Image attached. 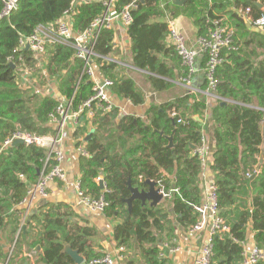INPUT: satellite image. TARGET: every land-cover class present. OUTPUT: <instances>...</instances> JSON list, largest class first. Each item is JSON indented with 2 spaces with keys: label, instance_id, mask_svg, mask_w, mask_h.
<instances>
[{
  "label": "trees",
  "instance_id": "1",
  "mask_svg": "<svg viewBox=\"0 0 264 264\" xmlns=\"http://www.w3.org/2000/svg\"><path fill=\"white\" fill-rule=\"evenodd\" d=\"M111 1V9L119 13L127 5L131 21L127 26L132 65L147 72V79L157 91L173 85V81L190 77L187 67L168 43L166 15L183 17L194 26L196 38L207 35V19H219L234 29L236 49L224 51L222 62L215 68V95L208 121L213 125L210 139L213 145L212 184L216 186L220 214L229 224V233L213 236L211 264H241L243 241L247 231L253 232L255 246L264 252V32L254 30L242 11L249 8L252 19L264 16V0H185L175 5L171 0H17L7 17H0V145L16 130L31 135L51 132L49 114L58 104L50 95L28 93L18 82L17 67L36 72V59L29 50H18L21 37L29 36L39 25L54 24L69 17L73 31L80 32L105 11L103 2ZM5 0H0V12ZM114 31L103 28L95 44L94 64L112 80L111 93L133 105L144 102V93L130 77L117 71V64L103 57L113 53ZM12 58V69L8 62ZM46 73L58 81L62 95L70 96L83 63L73 57V49L53 45L47 55ZM205 66V57L202 67ZM37 74V73H36ZM43 81L45 75L39 73ZM204 76V75H203ZM201 90L207 89L203 80ZM91 93V82L82 79L76 101ZM225 101L224 104H220ZM174 108L177 117L169 115ZM207 109L204 99L193 93L176 97L160 105H151L142 117L123 115L114 106L108 112L98 110L88 128L79 120L72 136L75 141L91 135L85 148L88 156H79V187L93 198L103 196L107 203L103 213L118 219L113 227L116 245L127 246L133 241L146 264H165L158 257L153 229L161 232L171 220L191 229L198 220L194 209L201 201V155L196 148L206 139L201 120ZM173 133V145L165 136ZM206 142V140H205ZM79 143V142H77ZM193 145V147H192ZM262 155V157H261ZM45 149L24 142L0 152V228L12 213L19 210L28 189L42 170ZM249 174L250 176H246ZM255 174L253 177L252 175ZM101 176L104 190L95 182ZM154 180L157 187L170 194L167 206H150L133 200L129 215L124 199L130 195L128 182L138 190H147L144 177ZM249 200V205L247 201ZM39 223L33 233L34 245L41 247L45 264H74L64 252L69 245L84 258L102 256L94 245L95 228L83 224L74 211L62 203L47 202L37 214H29L24 224ZM19 218L16 220V227ZM22 230V228H21ZM19 237L15 240L17 247ZM33 245V244H32ZM257 264H264V259Z\"/></svg>",
  "mask_w": 264,
  "mask_h": 264
},
{
  "label": "crops",
  "instance_id": "2",
  "mask_svg": "<svg viewBox=\"0 0 264 264\" xmlns=\"http://www.w3.org/2000/svg\"><path fill=\"white\" fill-rule=\"evenodd\" d=\"M177 22L181 28V32L185 37L186 43L190 47L196 49L197 38L195 36L194 26L189 22V20L183 17H178ZM112 29L114 31V40L113 53L110 56L115 61V63L120 66L117 67V71L120 74L133 79V81L141 88L144 93V102L139 105H133L130 101L126 99H120L117 96L113 95L111 93L110 87L109 95L113 103L119 107V117L129 114L143 118L145 112L151 105H160L164 102L171 101L176 97L184 96L189 93H193L196 97L204 99L207 109L205 110L202 118H200L196 114L186 115L187 117L194 120L202 119V123L204 125H208L203 129V133L206 138V153L203 157V168L200 175L202 189L200 203L203 202L205 194L207 192V188L212 183L214 177V172L211 169L213 145L210 139V131L212 130L213 125L210 121H208V113L210 107L213 106L216 99L219 98L216 97L215 93L213 95L208 93L207 90L200 89V85L205 79V77L203 76L202 67L203 56L201 54L198 55L196 60L197 69L190 75L189 82H184L183 78L180 80L177 77L173 81V85L170 88L157 91L153 88L150 81L147 79V76L143 77L141 75V70L135 69V67L131 63V43L129 35L127 33V26L122 21L115 19ZM258 30H263L261 32H264V27L258 28ZM47 55L48 53L46 54V57H39L35 62L37 70H40L41 73L45 75V82L47 84L45 86H40L38 85V83L36 86L37 92L31 93H37L40 96H53L59 103V101L66 97V95H62L60 93L58 88V81L54 78L52 80L49 79L46 73L45 65L47 63ZM94 66V78L96 80H101L102 76L104 75L99 71V68L96 64H94ZM125 67H128L129 69H126ZM130 69L133 71H131ZM16 71L19 74L17 69ZM144 73L147 75V72L144 71ZM26 78L19 77L18 75V82L23 90L27 89V92H29L28 89L33 86H24ZM84 78L88 79V81L91 82L92 87V80H90V78H88L87 76L82 77V79ZM76 81L77 79L75 80V83ZM52 84L54 86H52ZM78 102L75 99V105ZM82 118L88 121L87 126L89 128L91 126V120L93 119V117H81L80 119ZM47 125L51 128V132L48 134H54L56 132V126L49 122V118ZM75 128L76 127L72 128L69 131V135L65 139H62L56 146L57 150L63 152L64 154V160L61 162L60 167L65 173V179L62 181L50 182L47 186L48 194L46 197L41 196L37 191L30 194H28L27 191V194L24 198L25 200H23L24 202L22 201L24 205L21 204L22 202L18 204L16 206V209L19 211L9 215L6 219L5 225L0 228V264H45L40 257L41 247L39 245H34V241L36 240V238L34 237L33 233L38 230L39 223L33 221V225L27 226V224H24V221L29 216V214H37V212L41 210L47 202L62 203L70 207L80 219L81 223L95 228L96 234L93 239L95 243L94 245L97 247V249H100L103 254H110L114 259V264H146L144 262V258L140 249L133 241H131V243L125 247L119 246L123 247L122 250H119V247L116 245V241L113 236V227L118 219H113L111 217L109 218L106 217L103 212L91 210L82 203L80 197L78 196L77 189L75 187V183H78L79 185L80 176L78 158L79 156H84L80 153L78 148L85 147V138L89 133L91 135V131L87 132L84 138H80L79 141H75L72 136ZM97 177H100V180H102L101 176L98 175ZM96 178L95 182L99 185V183L102 181L99 182V180H97ZM31 187L28 190H30ZM100 189L104 190V185L103 188ZM168 200L169 199H162L155 206L166 207L168 204ZM146 203L149 204V202ZM247 205H249V200L247 201ZM26 209L27 214L25 215ZM18 218L19 223L16 227V220H18ZM208 222L209 220H207L205 225L199 230H194L192 228L185 229L179 226L172 217V232H168V223L161 232L153 229V234L155 236L154 245L159 250L158 257L164 259L165 264H197L199 252L208 235ZM17 237H19V242L17 247H15V240ZM13 243V250L9 253L10 246ZM254 245L255 243L253 240V232L249 228L247 231L246 239L243 241L244 251L247 252ZM78 254L81 255L79 252ZM82 264H84V258Z\"/></svg>",
  "mask_w": 264,
  "mask_h": 264
},
{
  "label": "built area",
  "instance_id": "3",
  "mask_svg": "<svg viewBox=\"0 0 264 264\" xmlns=\"http://www.w3.org/2000/svg\"><path fill=\"white\" fill-rule=\"evenodd\" d=\"M16 3L17 0H5V6L0 12V17H7L16 7ZM103 3L105 4L103 14L95 18L86 29L80 32L73 31L71 21L67 16L57 20L54 24L39 25L29 36L21 37L19 40L18 50L25 49V46L28 45L26 50L30 51L34 59L46 57V54L53 45H63L71 47L73 49V57L81 60L83 63L72 94L61 99L49 114V122L56 126V132L54 134L31 135L27 132L16 130L3 139L1 143L0 152L12 146L15 140H21L26 144H33L45 149L42 170L36 183L28 190V194L37 191L41 196L46 197L48 194L47 186L50 182L65 179V173L60 167L61 162L64 160V154L57 150L56 146L62 139H65L69 135V131L72 128L76 127L80 118L94 117L98 110L102 113L108 112L115 106L109 95L112 80L106 76H102L101 80L94 78V58L98 56L95 52V44L103 28H113L115 19L122 21L128 26L131 21L129 9L134 5H127L122 11L115 13L111 9V1H105ZM242 14L250 26L256 28L264 27V16L252 19L248 7L242 11ZM165 19L168 23V43L177 51L182 63L187 67L189 74H192L197 69L196 60L198 55L201 54L205 57L203 75L207 81L206 90L208 93L214 95L217 81L214 71L222 62V53L237 48L234 44V29L224 25L219 19H207L210 24L207 35L196 39L197 48L194 49L186 43L177 19L169 15H166ZM103 59L106 62L113 61L115 63L109 56L103 57ZM9 62H12V58H10ZM83 76H87L92 80L91 93L75 105L77 87ZM183 81L189 82V76L183 78ZM168 113L173 118L178 116V112L174 108ZM177 122H182V119L177 117ZM78 150L82 155L88 156L85 147H79ZM196 152L201 155V161H204L203 157L206 153V144L203 137L201 138V143L196 148ZM246 176L248 177L250 175L246 174ZM96 179L99 182L101 181L100 177ZM75 187L78 196L85 206L91 210L103 212L107 203L102 195L98 198H93L83 193L78 183H75ZM160 192L163 194L164 200L170 198L169 193L164 192L162 189H160ZM23 202L21 204L24 205ZM193 207L198 214V220L192 229H201L206 221L209 220L208 235L199 252L197 264H211L214 234L229 233L230 230L229 224L219 211L216 186L211 183L207 188L203 202ZM27 209L25 215L27 214ZM13 247L14 243L10 246L9 253L13 250ZM122 249L123 247H119V250ZM263 259V250L254 245L247 252L243 250L241 264H257ZM85 264H114V259L110 254H103L100 257L90 259Z\"/></svg>",
  "mask_w": 264,
  "mask_h": 264
},
{
  "label": "water",
  "instance_id": "4",
  "mask_svg": "<svg viewBox=\"0 0 264 264\" xmlns=\"http://www.w3.org/2000/svg\"><path fill=\"white\" fill-rule=\"evenodd\" d=\"M171 2L175 5L181 6L185 0H171ZM254 30L259 31L258 28H254ZM263 30H260V32ZM28 45L25 46V49H27ZM8 65L14 69L15 65L12 62H8ZM225 101H221L220 104H224ZM263 112V120H264V108L261 109ZM173 133L168 136H165L168 140V146L173 145ZM90 133L86 136L85 141L89 140ZM22 142L21 140H15L13 142V145L16 143ZM193 147V145H192ZM255 174L252 175V177ZM144 183L147 185V190H138L136 187L131 186L130 182H128V189L130 192V195L128 198L124 199L123 202L127 206L128 213L131 214L132 209V202L133 200L137 199L140 200L142 204H145L146 202H149L150 206H155L157 203H159L163 199V194L160 192V188L157 187V183L154 180H150L146 176L144 177ZM99 187L103 188L102 182L99 183ZM64 252L71 258V260L74 262V264H82L83 263V257L78 254L77 250L72 249L69 245L64 246Z\"/></svg>",
  "mask_w": 264,
  "mask_h": 264
},
{
  "label": "rangeland",
  "instance_id": "5",
  "mask_svg": "<svg viewBox=\"0 0 264 264\" xmlns=\"http://www.w3.org/2000/svg\"><path fill=\"white\" fill-rule=\"evenodd\" d=\"M37 59V58H36ZM120 65H122V64H120ZM117 67H120V66H118L117 65ZM126 69H129L128 67H125ZM132 69V68H131ZM130 69V70H131ZM135 69H137V68H135ZM18 72H19V77H27L26 78V82L24 83V86H33V87H31V88H29L28 90H29V92L28 93H31V92H37V90H36V86H37V84L38 85H40V86H45L47 83L45 82V81H43L42 80V78L39 76V73H41V71L40 70H37L36 72H31V71H29V70H27V69H25V68H21V67H19L18 69ZM139 70V69H138ZM131 71H133V70H131ZM37 73V74H36ZM141 75L143 76V77H145L146 76V74L144 73V71L143 70H141ZM52 80V79H51ZM52 86H54L53 84H52ZM26 91H27V89H26Z\"/></svg>",
  "mask_w": 264,
  "mask_h": 264
}]
</instances>
